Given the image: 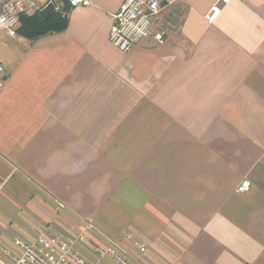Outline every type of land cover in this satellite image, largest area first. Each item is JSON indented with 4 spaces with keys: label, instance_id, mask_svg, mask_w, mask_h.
<instances>
[{
    "label": "crops",
    "instance_id": "obj_1",
    "mask_svg": "<svg viewBox=\"0 0 264 264\" xmlns=\"http://www.w3.org/2000/svg\"><path fill=\"white\" fill-rule=\"evenodd\" d=\"M124 1L35 40L0 30V264L41 232L82 236L90 262L264 264V0L212 23L219 0H163L164 43L122 53Z\"/></svg>",
    "mask_w": 264,
    "mask_h": 264
},
{
    "label": "built area",
    "instance_id": "obj_2",
    "mask_svg": "<svg viewBox=\"0 0 264 264\" xmlns=\"http://www.w3.org/2000/svg\"><path fill=\"white\" fill-rule=\"evenodd\" d=\"M162 1L125 0L117 13L112 15L109 43L122 53H128L147 38L162 45L166 33L156 21ZM228 1L219 0L211 8L206 20L212 23L220 12V6ZM90 4V0H0V30L14 34L23 17L44 10L66 17L72 9ZM3 83L4 68L0 61V89ZM249 189V181L243 180L236 192L245 193ZM83 242L82 236L70 239L61 235L50 237L41 232L33 240L14 239L12 248L4 250V253L10 257L11 264H106V259L112 260L114 264H131L113 247L95 251L97 260L90 262L75 250L77 244Z\"/></svg>",
    "mask_w": 264,
    "mask_h": 264
},
{
    "label": "trees",
    "instance_id": "obj_3",
    "mask_svg": "<svg viewBox=\"0 0 264 264\" xmlns=\"http://www.w3.org/2000/svg\"><path fill=\"white\" fill-rule=\"evenodd\" d=\"M20 23L15 33L29 40H35L51 33L63 32L67 25V17L55 14L51 10H44L30 17L21 18Z\"/></svg>",
    "mask_w": 264,
    "mask_h": 264
},
{
    "label": "rangeland",
    "instance_id": "obj_4",
    "mask_svg": "<svg viewBox=\"0 0 264 264\" xmlns=\"http://www.w3.org/2000/svg\"><path fill=\"white\" fill-rule=\"evenodd\" d=\"M178 18V17H177ZM173 20V19H172ZM177 23H178V21H177Z\"/></svg>",
    "mask_w": 264,
    "mask_h": 264
}]
</instances>
